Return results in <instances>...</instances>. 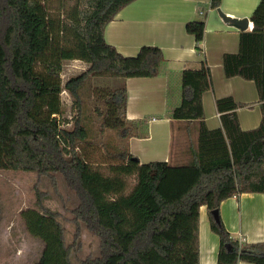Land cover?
Listing matches in <instances>:
<instances>
[{"label":"trees","instance_id":"trees-1","mask_svg":"<svg viewBox=\"0 0 264 264\" xmlns=\"http://www.w3.org/2000/svg\"><path fill=\"white\" fill-rule=\"evenodd\" d=\"M131 1L61 0L60 63L44 65L49 59H42L49 48L48 33L35 0H0V170L35 171L54 189L59 175L78 198L70 210L75 230L70 242L64 241L55 211L42 205L39 190H35L37 210L29 209L23 216L39 221L41 213L57 222L66 264H199V208L205 205L210 228L219 236L217 264H264V240L240 241L211 214L225 198L243 192L264 195V0L249 17L252 29L239 31L238 51L222 55L226 77L239 76L255 84L261 109L255 128L242 130L235 112L254 103L224 96L215 99L221 126L207 128L203 116H195L196 139L189 144L185 162L141 163L125 142L108 152L117 161L92 162L86 152L93 143L84 124L82 88L91 86L92 77L116 80L111 88L90 87L99 133L111 129L120 132L122 139L143 137L147 118H126L125 80L165 70L158 46L142 45L135 55L126 56L104 39L107 22ZM220 1L210 0L209 6L217 8ZM198 10L199 17L187 21L185 30L193 34L201 51L204 9ZM36 58L43 62L40 68L34 67ZM74 59L83 61L85 69L57 82L62 62ZM62 91L72 96L77 109L71 127L65 126L68 119L55 118L54 113L50 119L41 117L48 112L47 103ZM181 98L192 103L191 84L182 85ZM194 114L196 109L191 110L190 120ZM81 225L97 237L98 253L75 263L72 256L80 250L76 236ZM39 227L43 233L41 221Z\"/></svg>","mask_w":264,"mask_h":264},{"label":"crops","instance_id":"crops-1","mask_svg":"<svg viewBox=\"0 0 264 264\" xmlns=\"http://www.w3.org/2000/svg\"><path fill=\"white\" fill-rule=\"evenodd\" d=\"M259 1L221 0L217 8H211L210 0H133L107 22L104 39L121 54L135 55L140 46L155 45L164 57L162 73L125 80L126 118H147L145 136L125 139L127 149L139 162H185L189 144L196 139L195 116L201 114L207 128L221 126L216 98L231 96L235 101L253 102L251 107L236 109L237 120L242 130L259 124L261 109L256 102L258 94L254 82L224 74L222 55L238 51L241 29L220 15L247 18V27L243 30H251L253 23L249 17ZM199 8L204 9L201 51L195 46L193 34L185 30L187 21L199 17ZM185 83L194 88L192 103L181 98V87ZM178 101L180 105L172 113ZM194 109L196 114L190 120ZM53 115L58 117L57 113ZM183 135L184 147L178 148ZM218 215L234 238L246 243L264 240V195L261 192H243L221 200ZM218 248L219 236L211 230L206 206L202 205L199 208V264H217ZM236 264L253 263L238 261Z\"/></svg>","mask_w":264,"mask_h":264},{"label":"rangeland","instance_id":"rangeland-1","mask_svg":"<svg viewBox=\"0 0 264 264\" xmlns=\"http://www.w3.org/2000/svg\"><path fill=\"white\" fill-rule=\"evenodd\" d=\"M38 12L43 18L45 29L48 33V47L44 51L42 59L49 58L44 65L50 61L60 63L57 53L59 46V29L61 19V0H35ZM51 54V55H48ZM34 67L40 68L43 64L38 58L34 61ZM87 65L80 60H66L62 62L60 75L55 78L57 82L63 83L67 78L80 73ZM36 70V69H35ZM38 71V70H36ZM39 72V71H38ZM43 72V71H41ZM47 73V72H46ZM46 82H50L45 77ZM90 84L94 87H113L116 80L107 77H92ZM86 84L81 95L84 100V124L88 127L92 146L86 149L88 160L98 163L117 161L108 152L124 146L120 132L106 129L99 133L98 118L94 111L96 101L91 95V88ZM56 96L54 100L47 103V114L44 119H50L51 113L58 112L55 118L68 119L66 127H71V118L76 115L77 109L73 103L72 96L67 91ZM181 101V100H180ZM39 99L37 100V103ZM178 101L175 108H178ZM39 111V109H38ZM36 108V114L38 115ZM179 112V110H178ZM181 135V134H180ZM92 137V138H91ZM183 138V140H181ZM179 147H184L185 136H181ZM172 164H179L178 161ZM58 188L54 189L46 178L38 179L35 171L24 170H0V264H66L58 239V225L49 217H42L39 221L44 224L43 233L40 231L39 218L34 220L25 219L23 212L36 209L35 190L41 193V203L45 207L55 211L59 225L63 230L64 241L70 242L74 236V225L70 210L78 204V198L74 191L67 186L65 181L57 175ZM35 186V187H34ZM32 225V226H28ZM32 227V229H31ZM80 244V250L72 256L77 263L87 255L94 256L98 253V239L84 225L76 236ZM45 259L41 261V258Z\"/></svg>","mask_w":264,"mask_h":264},{"label":"water","instance_id":"water-1","mask_svg":"<svg viewBox=\"0 0 264 264\" xmlns=\"http://www.w3.org/2000/svg\"><path fill=\"white\" fill-rule=\"evenodd\" d=\"M220 15L223 17L225 21L233 22L235 25H237L241 30L245 29L247 27V18H241V19H235L230 16H227L224 13H220ZM211 214L214 218V220L219 223V215L218 210L214 209L211 210Z\"/></svg>","mask_w":264,"mask_h":264}]
</instances>
